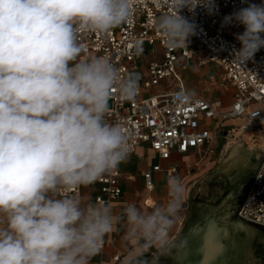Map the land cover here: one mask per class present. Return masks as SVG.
Here are the masks:
<instances>
[{"label": "clouds", "instance_id": "9594fccd", "mask_svg": "<svg viewBox=\"0 0 264 264\" xmlns=\"http://www.w3.org/2000/svg\"><path fill=\"white\" fill-rule=\"evenodd\" d=\"M169 7L154 24L172 49L198 34V7L219 10L216 0ZM132 13L133 0H0V264H90L120 219L129 245L123 264L171 244L184 194L177 176L166 181L167 201L148 211L128 204L115 215L108 204L55 195L93 184L129 155L130 134L105 117L114 94L135 99L138 75H122L105 56L80 58L78 37L107 34ZM233 24L243 31L232 58L246 65L264 48V0L225 15L221 27Z\"/></svg>", "mask_w": 264, "mask_h": 264}, {"label": "built area", "instance_id": "2783aa9c", "mask_svg": "<svg viewBox=\"0 0 264 264\" xmlns=\"http://www.w3.org/2000/svg\"><path fill=\"white\" fill-rule=\"evenodd\" d=\"M261 2L216 0L219 10L214 15L198 7L195 17L198 34L191 37L187 47L179 49L166 47L154 24L156 17L170 10L169 0H133L132 16L125 23L107 34L90 31L79 34L80 58L105 56L122 75H138L139 92L135 99L122 101L114 94L105 117L109 123L119 124L130 134L129 155L140 143L148 144L162 160L168 159L172 152L186 154L199 150L215 135L212 128L200 127L201 120L245 118L264 133V48L246 65L237 63L232 58V48L233 45L240 47L235 34L242 32L243 26L221 27L225 15L246 7L247 3ZM182 14L191 16L186 9ZM148 52L153 58L142 64L139 60ZM191 60L200 67L213 64L221 68L220 86L233 90L229 109L222 111L220 101L210 102L200 97L189 101L179 99L180 93L186 92L179 69L185 70ZM159 170L157 164L143 172L146 189H152V173ZM169 170L175 171L176 164ZM119 177L117 166L93 183L100 191L94 199L96 203L109 204L121 196ZM80 193L81 187L67 193L59 190L55 195L80 198ZM235 216L243 223L264 230V148L258 154L251 180L237 203ZM104 247L103 241L100 251ZM111 258L116 263L124 254H114Z\"/></svg>", "mask_w": 264, "mask_h": 264}, {"label": "rangeland", "instance_id": "374dc122", "mask_svg": "<svg viewBox=\"0 0 264 264\" xmlns=\"http://www.w3.org/2000/svg\"><path fill=\"white\" fill-rule=\"evenodd\" d=\"M146 55L153 56L151 52ZM207 68H189V76L193 72H200L201 75L196 73L195 77L186 78L187 86L207 97H211L212 93L220 94L227 105L233 99L232 89L215 90L220 86L221 70L211 65ZM242 125L250 129H240ZM208 128H212V125H208ZM214 128L213 140L185 156L181 163L182 170L178 169L176 173L167 176H177L183 183L184 194L179 215L182 216L181 220L187 213L194 214L201 205L206 210L195 223L189 221L187 234L182 235L183 230L179 229L176 233L171 232L169 250L168 246L159 250L151 248L153 255L147 253L148 257L141 264H264V233L242 226L234 215V207L243 191L247 175L264 148L261 140L264 133L245 118L225 119L217 122ZM237 154L241 159L232 167H235V172L226 170L228 160ZM142 163H145V158L124 162L129 170ZM136 179H139V174ZM217 183H221V186H216ZM162 188L156 192L154 206L163 204L168 199L166 184ZM211 192L218 194L217 203L207 205L208 199L205 197ZM141 194L143 191L138 186L132 191H125L120 199L125 200L127 205L135 204L141 208ZM151 203L152 200L149 204Z\"/></svg>", "mask_w": 264, "mask_h": 264}, {"label": "crops", "instance_id": "0c3cea01", "mask_svg": "<svg viewBox=\"0 0 264 264\" xmlns=\"http://www.w3.org/2000/svg\"><path fill=\"white\" fill-rule=\"evenodd\" d=\"M152 58H153V56L149 57L148 55L145 54L139 61L143 64L145 61H148ZM209 65L215 66L219 70H221V68H219L218 66L213 65V64H206V65L200 67V66H197L193 60H191L188 63V66L185 70L179 69V75L181 78L182 85H183L185 91L190 93L192 97H200V98H203V99L208 100L210 102L220 101L221 102V110L225 111V110L229 109L232 101L226 105V104H224L225 100H223V98L221 97L220 94L213 95V93H212L211 97H207V96H204V94H198L197 92L193 91V89H190L186 84V78L193 77V76L195 77V74L197 73V72H193V75L189 76L190 75V73L188 71L189 68L195 67V68L201 69L204 67L207 68ZM205 71L207 72L209 70H205ZM205 71H204V73H205ZM199 73L200 72H198L196 75H198ZM199 75H201V74H199ZM202 76L204 77L203 73H202ZM222 77H223V72L221 70L220 81H222ZM220 84H221V82H220ZM218 89H220L222 91H229L232 88L231 87L225 88V87L219 86L215 90L218 91ZM204 91H202V92H204ZM232 92H233V90H232ZM228 119H234V118H228ZM219 121H222V120H218V119H216V120H201L200 127L203 128V127H206L208 125H212V129L214 130L215 124ZM257 130H258V128H257ZM192 152L193 151H190L189 153H186V154H178L176 152H172L168 159L162 160V159H159L157 154L149 148L148 144L140 143L138 145L136 151L133 154L128 155V157L122 163H120L118 165L119 171H120L119 181H120V185L122 188V194L118 199H115L108 204L111 206L113 213L115 215H120L122 213L123 209L127 206V203L125 200H122L120 198L123 197V194L125 191H132L133 189H136L138 186L143 191V194H141L142 203H143V205L141 204L142 205L141 209L148 211L150 209V207H153L155 205V202L157 199L156 192L159 191L158 190L159 188L163 189L162 187H163V185L166 184V181L168 179L167 176L171 175L172 173H176L178 169L182 170V164H181L182 159L185 156L191 154ZM137 158H145V163L144 164L143 163L137 164L132 170L127 169L124 162L129 160V159H134V160L136 159L137 160ZM157 164L160 165V170L152 173L153 187H152V189L148 190L145 187L142 174L145 170L151 169L154 165H157ZM173 164H176V170L170 171L169 168ZM138 174H139V179H136ZM138 180H139V182H138ZM99 193H100V191H99V187L97 184H93V185L91 184L87 187L81 186L80 198L85 203H96L94 199ZM57 197H59V196H57ZM151 200H152V203L149 204V202ZM205 210H206V208L201 205V206H199L197 211L194 212V214L192 213L193 215L191 213H187L184 215L182 220L180 218L182 216H179L181 212H179L178 218L175 222L174 230H172V232L176 233L179 229V230H183L182 235L187 234L188 233L187 225H188L189 221L191 220L192 223H195L197 218L199 219L201 217V213H204ZM126 232H127V226H126L125 221L123 219L118 220L115 224L113 231L111 233L107 234L104 238V242H105L104 250L99 251L94 257H92L90 260V264H123L125 257L128 255V249H129L128 242L124 238ZM169 239H171V237ZM169 248H170V245L167 247V250H169ZM145 253H151L152 254L153 252H152V249H149ZM114 254H121V255L124 254V258L122 260H120L119 262L115 263L111 258V256Z\"/></svg>", "mask_w": 264, "mask_h": 264}, {"label": "bare ground", "instance_id": "6f19581e", "mask_svg": "<svg viewBox=\"0 0 264 264\" xmlns=\"http://www.w3.org/2000/svg\"><path fill=\"white\" fill-rule=\"evenodd\" d=\"M240 129H250V128H248L247 126H244V125H242L241 126V128ZM261 140H262V142H263V145H264V135L263 136H261ZM262 145V146H263ZM237 146V145H236ZM244 149V148H243ZM239 152V151H238ZM253 153V152H252ZM245 156V155H244ZM240 156L237 154L236 156H234V157H231L228 161H229V164L226 166V170H228V169H230L232 172H235V167L234 168H232L233 167V165H235L236 163H239V161H240V159H241V157L239 158ZM253 158V157H252ZM227 162V161H226ZM225 162V163H226ZM252 162V161H251ZM256 163V162H255ZM227 164V163H226ZM222 165V164H221ZM224 166H221V168H223ZM222 174V173H221ZM226 174V173H225ZM234 174V173H233ZM237 174V173H236ZM240 174V173H239ZM219 175V174H218ZM232 176H234V175H232ZM229 177V176H228ZM249 177H250V172L248 173V175H247V181H246V183H245V186L247 185V183H248V181H249ZM231 179H232V177H230ZM218 179V178H217ZM211 181H213V180H211ZM216 181H218L219 182V180H216ZM216 186H221V183H217V185ZM245 186H244V188H245ZM244 188H243V190H244ZM244 191H242V193H243ZM241 193V194H242ZM217 195L218 194H213L212 192L211 193H209V195L207 196V197H205V198H207L208 200H207V205H212V204H214V203H217ZM216 197V198H215ZM204 203V202H203ZM236 218V217H235ZM236 220L238 221V223H240L242 226H247L248 228H250V229H254V228H252L251 226H249V225H247V224H245V223H243V222H241L240 220H238L237 218H236Z\"/></svg>", "mask_w": 264, "mask_h": 264}, {"label": "water", "instance_id": "95a60500", "mask_svg": "<svg viewBox=\"0 0 264 264\" xmlns=\"http://www.w3.org/2000/svg\"><path fill=\"white\" fill-rule=\"evenodd\" d=\"M243 194V193H242ZM238 203V202H237ZM237 203L235 204V207H234V215H235V210H236V207H237ZM236 217V216H235ZM246 224V223H245ZM248 225V224H247ZM250 226V225H249ZM252 227V226H251ZM252 228H254V227H252ZM254 229H256V230H258V231H260V232H262V233H264V230H260V229H257V228H254ZM148 255L149 254H147V253H144V255L142 256V258H141V261L142 260H144L146 257H148Z\"/></svg>", "mask_w": 264, "mask_h": 264}, {"label": "flooded vegetation", "instance_id": "af4514ba", "mask_svg": "<svg viewBox=\"0 0 264 264\" xmlns=\"http://www.w3.org/2000/svg\"><path fill=\"white\" fill-rule=\"evenodd\" d=\"M252 169H253V167L250 169V177H249V181H248V183H247V185L245 186V188H244V190L243 191H245V189L247 188V186H248V184H249V182H250V180H251V177H252ZM244 193V192H243ZM243 194H241L240 195V197H239V199H238V202H239V200L241 199V196H242Z\"/></svg>", "mask_w": 264, "mask_h": 264}]
</instances>
